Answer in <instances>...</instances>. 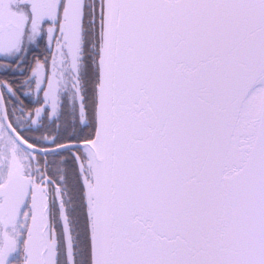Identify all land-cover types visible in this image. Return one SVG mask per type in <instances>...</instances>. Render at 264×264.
Segmentation results:
<instances>
[{
    "label": "snow or ice",
    "instance_id": "6c2138e0",
    "mask_svg": "<svg viewBox=\"0 0 264 264\" xmlns=\"http://www.w3.org/2000/svg\"><path fill=\"white\" fill-rule=\"evenodd\" d=\"M0 264H264V0H0Z\"/></svg>",
    "mask_w": 264,
    "mask_h": 264
}]
</instances>
